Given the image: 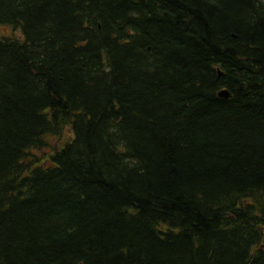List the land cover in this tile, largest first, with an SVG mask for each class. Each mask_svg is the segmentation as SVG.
<instances>
[{"label":"trees","instance_id":"16d2710c","mask_svg":"<svg viewBox=\"0 0 264 264\" xmlns=\"http://www.w3.org/2000/svg\"><path fill=\"white\" fill-rule=\"evenodd\" d=\"M1 28L0 264H264V0H0Z\"/></svg>","mask_w":264,"mask_h":264},{"label":"water","instance_id":"95a60500","mask_svg":"<svg viewBox=\"0 0 264 264\" xmlns=\"http://www.w3.org/2000/svg\"><path fill=\"white\" fill-rule=\"evenodd\" d=\"M219 96L220 97H223V98H228L229 97L227 91H225V90L219 92Z\"/></svg>","mask_w":264,"mask_h":264},{"label":"rangeland","instance_id":"374dc122","mask_svg":"<svg viewBox=\"0 0 264 264\" xmlns=\"http://www.w3.org/2000/svg\"><path fill=\"white\" fill-rule=\"evenodd\" d=\"M0 30H1L2 32H4V33L10 32V29H7V28H1ZM15 35H19V33L16 31V32H15Z\"/></svg>","mask_w":264,"mask_h":264}]
</instances>
